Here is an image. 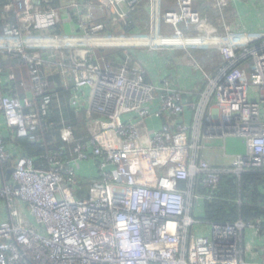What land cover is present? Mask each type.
<instances>
[{
    "label": "built area",
    "instance_id": "obj_1",
    "mask_svg": "<svg viewBox=\"0 0 264 264\" xmlns=\"http://www.w3.org/2000/svg\"><path fill=\"white\" fill-rule=\"evenodd\" d=\"M151 1L153 21L175 33L158 35L149 47L168 60L174 49H185L193 74H204L194 78V90L168 74L153 81L143 55L125 46L140 35L114 40L101 20H125L142 0H0V59L19 56L30 76L14 88L16 72L0 63V264H264L263 219L209 222L199 214L223 174L264 172V32L206 35L200 0H177L176 9L164 11L160 0ZM215 2L226 17L237 0ZM247 6L264 23V0ZM64 21L77 30L66 34ZM121 48L125 57L113 64L98 54ZM214 59L216 75L202 62ZM47 65L60 71L69 105L85 113L91 137L76 140L73 128L63 126L65 146L37 165L15 140L31 136L51 108ZM154 117L161 125L150 131ZM228 137L242 138L245 152L228 166L210 164L206 143ZM84 161L96 164L97 194L80 199L76 164ZM199 178L208 195L194 192Z\"/></svg>",
    "mask_w": 264,
    "mask_h": 264
},
{
    "label": "crops",
    "instance_id": "obj_2",
    "mask_svg": "<svg viewBox=\"0 0 264 264\" xmlns=\"http://www.w3.org/2000/svg\"><path fill=\"white\" fill-rule=\"evenodd\" d=\"M83 1V0H82ZM161 2V10H170V9H176V3L177 0H160ZM248 0H237L233 4L231 8L226 10L224 12L226 14V17L221 16V11H219V8H217L215 0H200L196 7L201 12L202 16L205 18V20L208 22V30L209 32H201L206 35H220L225 32H232V33H238L239 31H249V33L253 34H261L264 32V23H262V19L260 18V15H258L254 10H250L247 6ZM141 6L137 9V11L131 13L128 15V17L125 20H119L117 22H113L108 17L107 19L103 16L101 17V20L107 21L110 25L111 32L118 33L120 30V33L122 34H134L138 32L142 33V38H145V42H151L152 40L159 39L158 35L163 36H169L175 33L174 26L166 23H156L153 21L152 18V1L151 0H144L141 4ZM143 10V11H142ZM233 13V19L230 20V17L228 15V12ZM263 24V25H262ZM159 25V26H157ZM2 27V25H0ZM64 30L66 34H73L77 30L76 24H71L69 21H64L63 24ZM182 29L184 32L188 34H200V32L195 28L191 27V29H187L185 26H182ZM147 36V37H146ZM133 41H128L127 43H132ZM145 45V43L143 44ZM151 48V47H150ZM208 49V48H207ZM207 49H199V48H192L190 51L194 53H200V52H206ZM121 50L124 52V49H115L114 51ZM100 51V50H99ZM138 55H143L144 62L146 69L148 71V76L152 78L153 81H159L160 78L163 76V74L171 75L173 80L177 82V84L182 87L185 90H194L195 84H194V78H200L203 77L204 74L200 70H196L195 74H193L194 65L195 62H193L189 55L187 54V51L185 49L179 48L174 49V58L168 60L167 56L158 54L152 51H148L147 48L141 47V49H138ZM176 51L179 53L184 52V54H176ZM100 54V53H99ZM101 59L104 58L103 55H99ZM187 56L188 60L192 62L190 66H188L185 61L184 57ZM120 59L118 58H111L108 60L109 63L113 64L114 62H118ZM201 63V60L198 61ZM203 66L206 71L211 72L212 75H216V71L219 68V61L218 59L212 60H205L202 61ZM197 64V63H196ZM28 73V72H27ZM17 75V72H16ZM29 76V73L27 74ZM17 81L21 79L17 75ZM199 88L207 85V83H198ZM201 85V86H200ZM17 86V85H16ZM15 86V87H16ZM14 87V88H15ZM20 91V89H19ZM27 94L32 95V93L29 91ZM60 104H63V110H65V105L69 108V99L61 101ZM80 117V116H79ZM193 118V112H188L185 116L186 121L191 122ZM80 120H84V123L87 121V116L85 115V118H82V116L79 118ZM86 120V121H85ZM1 126H4V123L1 121ZM161 125V121L154 117L148 120V126L150 128V131L159 129ZM87 126V124H86ZM88 127V126H87ZM89 132L91 131L88 128ZM91 134V132H90ZM232 138V137H228ZM227 138V139H228ZM236 138V137H234ZM238 138V137H237ZM224 140L227 139H221V138H215L214 140ZM213 140V141H214ZM207 146V145H206ZM211 147V145H208ZM207 148V147H206ZM204 149V155L205 158L209 161L210 164L221 167V166H228L231 164L232 157L228 158L226 151V142L225 145L222 147H219L214 152H210L208 150ZM245 152V151H244ZM239 154V153H238ZM222 156H224L225 160H221ZM224 161V162H223ZM77 172L79 173L80 177L83 179H89L91 180V177L94 176L97 172L96 164L92 161H84V162H78L76 164Z\"/></svg>",
    "mask_w": 264,
    "mask_h": 264
},
{
    "label": "trees",
    "instance_id": "obj_3",
    "mask_svg": "<svg viewBox=\"0 0 264 264\" xmlns=\"http://www.w3.org/2000/svg\"><path fill=\"white\" fill-rule=\"evenodd\" d=\"M98 54L103 55L106 60L111 58L123 60L125 57L121 50H109L108 52L100 50ZM0 63L4 70H14L21 78L13 84V87L19 85L21 80L30 83V76L27 75L29 67L19 56L13 55L8 60L1 58ZM43 69L51 85L49 91L54 95L51 108L46 115L41 117L38 129L32 132L31 136L17 137L15 140V145L21 148L27 156L35 159L37 165L43 162L42 155L65 146L66 143L61 138L63 126L73 128L76 140L88 141L91 137L84 120L79 121L81 116L85 118V113L74 111L69 104V108L65 105V110H63V104H60L61 101L65 102L67 98L69 99L70 91L64 87L58 68L47 65ZM194 95L196 96L197 93ZM185 98L193 100L188 95H185ZM70 148L71 146L67 149V154H70ZM84 180L81 178V183ZM86 180L89 181V179ZM189 185L188 181L180 183V187L184 190L189 189ZM193 190L195 193L204 195L210 192L202 185L201 178L197 179ZM202 205L203 212L199 214L204 221L235 222L239 219L250 221L256 218L264 220V172H247L241 178L232 174H223L216 195L212 199L204 200Z\"/></svg>",
    "mask_w": 264,
    "mask_h": 264
},
{
    "label": "rangeland",
    "instance_id": "obj_4",
    "mask_svg": "<svg viewBox=\"0 0 264 264\" xmlns=\"http://www.w3.org/2000/svg\"><path fill=\"white\" fill-rule=\"evenodd\" d=\"M143 1L144 0H142V2ZM140 6L141 5H139V7ZM160 7H161V2H160ZM256 13L258 14L259 12L256 11ZM228 15L230 17V20H235V18L233 19V17H234L233 16V13L228 12ZM142 33L143 32H141V31L138 32V34L140 35L139 39H134V40H137V41H133L132 42L133 45H131V44L125 45L126 48H128L132 52H136V53L139 52L138 49H141V47L147 48L148 51H152L151 48L149 47L148 42L147 41L145 42L146 39L145 38H142ZM123 35H125L124 37H127L126 34L120 33V30H119L118 33H116V34L114 33V36H117V38L114 39V40H122L120 38H122ZM126 40H128V39L126 38ZM144 43H145V45H143ZM96 48H97L96 51L98 49H100L98 46ZM208 49H210V48H208ZM105 51L108 52L109 50H105ZM153 52L154 51H152V53ZM176 54H184V52L179 53V52L176 51ZM184 61H185V63L188 66H190L192 64V62L188 60V57L187 56L184 57ZM225 142H226V147H227L226 148V151H227L226 153L229 156L228 158L233 157L234 155H236L238 153H243L246 150V146H245L244 140L242 138H237V137L236 138H234V137L228 138L226 141H224V140H218L217 141V139H216V140H214L212 142H207L206 143V145H207L206 150H208L210 152H213V151L215 152L216 149H218L219 147L224 146L225 145ZM208 145H211V147H209ZM221 158H222L221 160L226 161L224 159L225 158L224 156H222ZM74 193H75V196L76 197H78L80 199H83V198L88 197V196H95L97 194V189H95L93 187V182L91 180L88 181V180L85 179L84 182L79 185V189L78 190H75Z\"/></svg>",
    "mask_w": 264,
    "mask_h": 264
},
{
    "label": "water",
    "instance_id": "obj_5",
    "mask_svg": "<svg viewBox=\"0 0 264 264\" xmlns=\"http://www.w3.org/2000/svg\"><path fill=\"white\" fill-rule=\"evenodd\" d=\"M13 172V170H9V177H10V174Z\"/></svg>",
    "mask_w": 264,
    "mask_h": 264
}]
</instances>
